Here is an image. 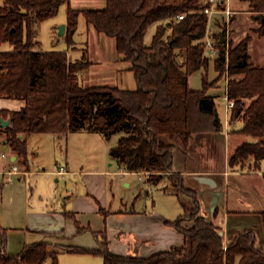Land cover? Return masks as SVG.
Wrapping results in <instances>:
<instances>
[{
  "label": "trees",
  "instance_id": "obj_1",
  "mask_svg": "<svg viewBox=\"0 0 264 264\" xmlns=\"http://www.w3.org/2000/svg\"><path fill=\"white\" fill-rule=\"evenodd\" d=\"M240 1L248 4V12L260 25L255 31L264 36V0ZM63 4L68 5L69 43L74 42L79 17L84 15L97 33L115 39L116 52L130 63L137 89L87 87L82 83L92 65L87 52L82 59L71 60L66 51L36 49L35 25L54 17ZM210 5L209 0H106L101 9H73L70 0H1L0 97L23 100L25 106L16 112L0 111V134L20 166L25 171L31 168L27 139L34 134L84 131L111 139L120 133L112 157L127 172L147 174L151 185L163 182L162 190L174 194L184 208L169 222L184 236L180 247L143 258L136 253L114 254L105 239L102 249L72 251L99 255L104 264H264V212L260 231L246 228L225 241L219 228L208 221L197 192L173 171L176 149L184 153L195 135L223 129L216 97L208 93L212 85L207 74L201 90L189 85L192 74L210 66L204 13ZM251 40L247 36L236 45L219 40L213 63L217 80L225 74L228 78L226 96L234 101L231 120H241L239 133L256 139L240 146L230 164L253 159L254 169H264V64L251 62ZM6 43L12 48L3 51ZM1 119L10 124L2 127ZM0 236V264H59L49 242L29 244L21 253L10 254L1 226Z\"/></svg>",
  "mask_w": 264,
  "mask_h": 264
},
{
  "label": "crops",
  "instance_id": "obj_2",
  "mask_svg": "<svg viewBox=\"0 0 264 264\" xmlns=\"http://www.w3.org/2000/svg\"><path fill=\"white\" fill-rule=\"evenodd\" d=\"M247 7L246 9H248ZM246 11L249 13L248 10ZM250 46L251 44H249V53ZM210 60L214 62L213 59L210 58ZM226 81L223 92L225 99L228 78ZM210 95L216 97L217 110L223 129L216 134L195 135L190 147L184 153L180 149H176L173 171L182 175L186 187L197 192L208 221L218 227L220 234L225 241H228L236 233L246 228H255L260 231V215L264 212V169L263 166L261 169H254L253 159L248 160L245 164L234 166L230 164L233 154L240 146L256 141V139L239 133L243 128V122L239 119L232 121L231 111H228L227 108L225 111V105L221 103L223 99L217 103V95ZM24 106L25 101L23 100L0 97V111L16 112ZM50 135L53 137L50 139L54 144H60L64 139L70 146L69 136H65V134ZM45 136L49 137L48 134H34L27 139L31 168L29 171H25L18 163V156L13 153L5 137L0 134L2 197L6 188L14 190V187L22 185L23 182L24 187L29 188L31 184L29 179L32 176L50 177L49 175H51L57 177V182L64 177L67 186L66 193L61 194L60 199L54 203L55 205L27 206L23 229L24 242L21 249H18L20 251H7L8 253L19 254L26 245L49 242L51 244L49 249L58 253L59 264H64L60 258L63 253L73 254V259H82L85 264H104L103 258L99 255L78 253L72 250L102 249V243L107 239L108 247L114 254L136 253L143 258H148L184 244V236L169 223L176 220L181 214L176 219H172L170 215L156 211L154 207L144 209L132 207V210H128L123 199H120L115 210L112 205L108 209L107 205L110 204L107 199L108 186H110L107 181L108 175L102 172L82 171V168L76 165H73L74 169L71 171V153L68 152L67 147L65 163L56 162L54 171L49 167L48 169L41 167L42 165L36 167L32 154L38 152L35 151L36 149L33 150L35 153L31 152L30 141L33 137L50 141L49 138H43ZM36 139L39 141L38 138ZM197 152L200 155L195 154ZM15 166L18 167V172L13 171ZM61 167L66 168V174H59ZM123 172L127 171L124 169ZM71 176H74L75 179L73 186H71ZM139 176L141 182L151 186L146 180L147 174L143 173ZM234 177L238 179V183L231 185V178ZM242 178H248L250 184L243 186L240 183ZM131 184V182L128 183L129 186ZM28 191L33 193L32 188ZM42 198L40 196L39 204ZM0 225L8 231L13 230L9 225H6L1 215ZM86 231L87 233H84ZM74 261L71 264H76Z\"/></svg>",
  "mask_w": 264,
  "mask_h": 264
},
{
  "label": "rangeland",
  "instance_id": "obj_3",
  "mask_svg": "<svg viewBox=\"0 0 264 264\" xmlns=\"http://www.w3.org/2000/svg\"><path fill=\"white\" fill-rule=\"evenodd\" d=\"M227 7L232 11L231 21L229 26L224 27V18L220 16L219 27H213V31L220 35L226 28L228 30L227 41L235 45L241 42L247 36H251L250 55L252 62L256 66L263 65L264 61V36H260L255 31L260 25L253 19L247 4L239 0H226ZM1 4V0H0ZM73 9H101L106 6V0H70ZM246 7L248 9H246ZM246 9V10H245ZM246 11V12H244ZM234 14V15H233ZM68 22V5L63 4L54 17L35 25V36L33 42L36 44L37 50L42 51H67L71 60L82 59L84 52H87V58L92 62L90 68L82 76V83L87 86H118L122 89L135 90L137 83L134 74L129 70L130 63L124 61L123 57L116 52V41L114 38L107 37L104 34L97 33L92 26L88 25L84 15H80L78 26L73 34V43H69L67 33L60 34L61 26ZM154 27L149 30L147 41L150 42L154 33ZM12 47L6 43L2 46L3 51L10 50ZM182 59H180L181 61ZM207 74L208 81L212 85L210 94L217 95V103H224L225 111L227 101L223 95L227 76L225 74L219 81L218 74L214 70V63L210 60V66L207 69H201L190 76L189 85L192 90H201L203 88V76ZM64 135V134H63ZM53 138L52 135L48 134ZM70 138V146L64 141L54 144L50 139L43 140L39 137H33L30 143V150L38 152L32 154L35 158V166L44 167L46 169L55 170V164L65 163L66 147L71 153V171L73 165L82 168V171H95L107 174L108 196L110 202L107 205L110 209L112 205L115 210L119 205L120 199L127 204V209L134 208H151L156 211L165 212L176 219L180 214L184 213V208L178 198L172 193H165L162 189L164 183L158 186L148 185L140 181V176L135 173L123 172V166H120L118 161L112 157L111 149L118 144L122 134L118 133L112 136L111 139L105 138L102 134L96 132H73L65 134ZM39 141H37V139ZM54 140V139H53ZM62 146V149L60 147ZM39 149V150H37ZM35 153V152H34ZM199 154L200 153H195ZM1 155V154H0ZM222 153L220 154V157ZM247 162H244L245 164ZM255 163L253 161L252 166ZM48 176H32L29 188L18 185L17 187L6 188L4 196L1 195L0 188V215L3 217L6 225H9L13 230L1 228L6 231V251H20L24 242L23 229L25 227V214L27 206L33 205H55L54 203L60 199L61 194L66 193L65 180L56 181L57 177ZM148 176V175H147ZM80 178V177H79ZM77 179V178H76ZM74 176H71V186L75 184ZM78 180V179H77ZM82 180V178H80ZM236 177L231 178V185L238 183ZM132 183L130 186L128 183ZM240 183L245 186L249 185L248 178L240 179ZM33 189L32 191H28ZM27 192V196H26ZM40 196L43 198L40 200ZM115 197V198H114ZM108 202V203H109ZM153 204V206H152ZM84 233H87L84 232ZM258 246L261 247V235L259 234ZM11 247V248H10ZM2 248V239L0 236V250ZM74 255L63 253L60 258L62 262L71 264L74 261L76 264H85L82 259H73ZM73 264V263H72Z\"/></svg>",
  "mask_w": 264,
  "mask_h": 264
},
{
  "label": "built area",
  "instance_id": "obj_4",
  "mask_svg": "<svg viewBox=\"0 0 264 264\" xmlns=\"http://www.w3.org/2000/svg\"><path fill=\"white\" fill-rule=\"evenodd\" d=\"M211 3L210 6L206 7L204 10V13L208 16V30L207 35L205 37V48H206V55L215 60L219 55V40L222 39V34H224L225 42L227 41V34L228 30L226 29V32L223 31L222 34L218 35L213 31V27H219V21H221L220 16L224 18V27L229 26V23L231 21V15L232 11L226 6L227 2L226 0H209ZM182 19L183 16H180ZM229 44V43H228ZM227 110L231 111V109L234 106V101L229 100L226 96ZM5 156V154H3ZM14 172H18V167H13ZM67 170L65 167H61L59 174H66ZM135 174H143V173H135ZM145 174V173H144ZM142 179V178H141Z\"/></svg>",
  "mask_w": 264,
  "mask_h": 264
},
{
  "label": "water",
  "instance_id": "obj_5",
  "mask_svg": "<svg viewBox=\"0 0 264 264\" xmlns=\"http://www.w3.org/2000/svg\"><path fill=\"white\" fill-rule=\"evenodd\" d=\"M65 27H66L65 25L61 26V28H60V34L63 35L65 33ZM222 42H225L224 34H222L221 43ZM9 124H10V121L9 120H3V119H1V125H2V127H5V126H7Z\"/></svg>",
  "mask_w": 264,
  "mask_h": 264
}]
</instances>
